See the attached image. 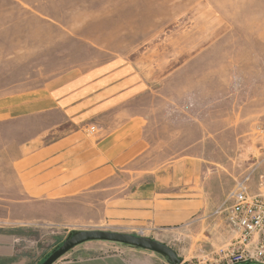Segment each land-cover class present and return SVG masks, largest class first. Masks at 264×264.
Wrapping results in <instances>:
<instances>
[{
    "label": "rangeland",
    "instance_id": "374dc122",
    "mask_svg": "<svg viewBox=\"0 0 264 264\" xmlns=\"http://www.w3.org/2000/svg\"><path fill=\"white\" fill-rule=\"evenodd\" d=\"M87 70H96L95 87L80 84L71 97L94 102V117L81 125L100 133L136 117L141 147L117 158L94 187L35 200L20 193L10 164L60 116L0 126V232L14 236L15 264H40L84 230L155 239L184 264H221L217 253L230 240L220 207L241 180L250 192L264 187V0H0V94L60 87ZM76 126L64 123L42 140ZM154 183L188 201L190 216L155 224ZM102 253L171 264L155 251L101 240L53 264Z\"/></svg>",
    "mask_w": 264,
    "mask_h": 264
},
{
    "label": "crops",
    "instance_id": "0c3cea01",
    "mask_svg": "<svg viewBox=\"0 0 264 264\" xmlns=\"http://www.w3.org/2000/svg\"><path fill=\"white\" fill-rule=\"evenodd\" d=\"M95 71H77L60 87L48 83L37 89L0 94V126H10L33 115L55 113L60 116L57 123L46 126L40 134L19 147L18 156L10 164L16 187L25 197L46 201L76 196L107 179L117 161L125 160L127 155L135 154L141 147L139 133H142L143 123L136 117L106 132L102 127L100 133V129L81 125L94 117V102L71 97L79 92L80 84L95 87L94 82H89L90 78L94 80ZM64 123L77 126L49 141L42 140L55 128L61 129ZM156 188L154 183L155 224H178L190 216L188 201L172 199ZM216 257H219L218 253ZM0 264H15L14 236L8 232H0ZM61 264L133 263L117 253H102Z\"/></svg>",
    "mask_w": 264,
    "mask_h": 264
},
{
    "label": "built area",
    "instance_id": "2783aa9c",
    "mask_svg": "<svg viewBox=\"0 0 264 264\" xmlns=\"http://www.w3.org/2000/svg\"><path fill=\"white\" fill-rule=\"evenodd\" d=\"M247 180L239 181L220 207L230 240L227 248L219 249L221 264H264V187L250 192ZM190 264L211 263L205 258Z\"/></svg>",
    "mask_w": 264,
    "mask_h": 264
},
{
    "label": "water",
    "instance_id": "95a60500",
    "mask_svg": "<svg viewBox=\"0 0 264 264\" xmlns=\"http://www.w3.org/2000/svg\"><path fill=\"white\" fill-rule=\"evenodd\" d=\"M93 240L110 241L148 249L163 255L170 261L171 264H184L178 257L176 251L165 243L149 237L106 230H84L69 236L68 238L64 239L62 243L56 249H54L40 264H53L75 246ZM235 264L259 263L240 262Z\"/></svg>",
    "mask_w": 264,
    "mask_h": 264
}]
</instances>
